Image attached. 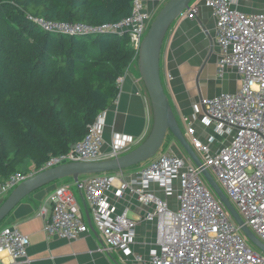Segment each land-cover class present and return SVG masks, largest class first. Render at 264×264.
Segmentation results:
<instances>
[{
	"label": "built area",
	"instance_id": "2783aa9c",
	"mask_svg": "<svg viewBox=\"0 0 264 264\" xmlns=\"http://www.w3.org/2000/svg\"><path fill=\"white\" fill-rule=\"evenodd\" d=\"M215 20L214 42L218 49L216 73L220 78L228 68L235 70L240 88L201 101L202 123L214 125L219 136L230 132L229 144L209 153L207 146L188 128L190 146L201 155L202 166L214 175L229 202L244 224L264 244V14L246 15L234 8V0H200ZM196 4L183 10L176 20H193ZM154 14L146 11L141 0H132L131 13L123 20L101 26L57 24L35 19L44 30L63 35H126L138 53ZM175 20V21H176ZM187 122V118L183 119ZM135 142L115 136L107 155L102 154V114L87 129L81 141L68 152L50 156L38 172L70 162H97L129 152ZM187 162H190L187 160ZM191 163V162H190ZM124 172L90 175L78 179L75 189L83 194L92 211L96 229L102 237L100 251L131 254L135 221L126 212L113 217L106 194L121 199L125 193L139 203L151 205L147 221H156L154 250L147 259L134 257L140 264H264V255L244 237L240 228L208 187L199 168L189 165L171 150L152 159L135 176L124 179ZM29 176L15 173L0 183V203ZM117 184V186H115ZM157 186L164 199L152 191ZM175 194L176 209L167 199ZM38 210L45 219L47 236L74 241L89 231L83 214L68 185L54 188ZM29 240L16 226L0 230V255L12 263L26 260ZM251 248L258 251L256 253Z\"/></svg>",
	"mask_w": 264,
	"mask_h": 264
},
{
	"label": "trees",
	"instance_id": "16d2710c",
	"mask_svg": "<svg viewBox=\"0 0 264 264\" xmlns=\"http://www.w3.org/2000/svg\"><path fill=\"white\" fill-rule=\"evenodd\" d=\"M131 10L132 0H0V183L81 141L138 58L126 35H63L34 20L101 26Z\"/></svg>",
	"mask_w": 264,
	"mask_h": 264
},
{
	"label": "crops",
	"instance_id": "0c3cea01",
	"mask_svg": "<svg viewBox=\"0 0 264 264\" xmlns=\"http://www.w3.org/2000/svg\"><path fill=\"white\" fill-rule=\"evenodd\" d=\"M141 1L146 11L153 13L154 17L168 2V0ZM194 4L198 7L195 18L176 20L165 35L160 54V76L170 108L178 124H182L184 134L188 128H192L194 137L207 146L209 153H214L220 147L229 144L232 132L221 137L213 124L203 125L204 109L201 101L220 94L235 93L241 83L232 68L226 69L221 78L217 76L215 20L211 11L204 7L200 0L195 2L193 0L189 6ZM234 8L246 15L264 14V0H234ZM116 86L118 87L116 99L102 113L103 155L110 152L115 136L131 138L136 143L133 149L145 140L151 128L150 104L140 79L138 59L118 78ZM184 118H187V122L183 121ZM170 139V143L173 144L174 139ZM170 150L182 159L186 157L182 156L175 146ZM187 164L191 165L190 162ZM34 169L35 165L28 160L23 161L20 167V170L28 175L35 174ZM138 170L125 171L124 179L133 178ZM71 181V178L66 179L60 185L69 186ZM57 186L59 185L35 191L3 220L0 230L16 226L21 234L27 236L29 247L26 260L12 263L6 254H1L0 264H140L134 257L147 259L154 250L157 224L155 220H146V217L152 214L153 207L139 203L129 193H125L121 199L114 198L113 192L106 194V199L114 210L113 217L126 212L127 216L135 221L129 256L118 250L110 254L100 251L102 237L95 227L92 211L82 193L77 190V193L72 192L73 187L70 190L86 224L89 225L88 233L74 241L47 236L44 231L45 219L38 215V210L47 205V198ZM151 191L158 198L164 199L163 192L156 185L151 187Z\"/></svg>",
	"mask_w": 264,
	"mask_h": 264
},
{
	"label": "water",
	"instance_id": "95a60500",
	"mask_svg": "<svg viewBox=\"0 0 264 264\" xmlns=\"http://www.w3.org/2000/svg\"><path fill=\"white\" fill-rule=\"evenodd\" d=\"M193 0H168L158 11L143 37L138 53L140 79L149 99L151 110V128L145 140L131 151L113 159L97 162H70L29 176L14 188L0 203V223L25 198L35 191L50 186L65 178L75 183L80 176L100 175L124 171L153 159L161 148L167 135L180 145L191 163L199 168L208 187L224 206L233 221L240 228L251 245L264 255V244L244 224L239 214L229 202L219 185L187 142L185 135L168 103L160 76V54L165 35L178 15L189 8ZM74 145L71 146V149Z\"/></svg>",
	"mask_w": 264,
	"mask_h": 264
},
{
	"label": "rangeland",
	"instance_id": "374dc122",
	"mask_svg": "<svg viewBox=\"0 0 264 264\" xmlns=\"http://www.w3.org/2000/svg\"><path fill=\"white\" fill-rule=\"evenodd\" d=\"M195 1H198V0H194V2H195ZM179 127L181 128L182 131H184V130H183V127H182V124L179 123ZM4 131H5L7 134H14V133H16V130H10V129H8L7 127H4ZM183 133H184V132H183ZM170 138H171V137H170L169 135L165 138V140H164V142H163L161 148L159 149V151L157 152V154H156L155 157H157L158 155H160V154H162V153H166L168 150L172 149L174 146H175L176 149L182 154V156H184V157L186 156L185 153L183 152L182 148L180 147V145H179L177 142H175V141L173 140V144L170 143V140H171ZM185 138H186L187 142H188L189 144H191V137L188 136V135H185ZM155 157H154V158H155ZM186 157H187V156H186ZM186 157L184 158V160H185V162L187 163V161H186L187 158H186ZM198 157H199V159H202L201 155H198ZM154 158H153V159H154ZM151 160H152V159H150V160L147 161V162L141 163V164H139V165H137V166H135V167H132V168L126 169V170H124L123 172H125V171L130 172V171H133V170H138V169H140V168H142V167L148 165V164L150 163ZM209 173H210L211 176L214 178L213 173H212V172H209ZM84 178H85V177H84ZM66 179H69V178L62 179V180H60V181H58V182H56V183L51 184L50 186H55V185H57V184L60 185L61 182H65ZM80 179H82V178H80ZM71 187H73V188H72V192H76V189H75V186H74V182H72V181H71V183H69V188L71 189ZM76 193H77V192H76ZM77 198L79 199L78 196H77ZM169 200H171V201H173V202H170ZM167 202H168V204L170 205V208H171V209H176L177 203H176V200H175V194H174L172 197L168 198V199H167ZM171 203H172V204H171ZM251 249H252L253 251H255L256 253H258V251L255 250L254 248H251Z\"/></svg>",
	"mask_w": 264,
	"mask_h": 264
},
{
	"label": "clouds",
	"instance_id": "9594fccd",
	"mask_svg": "<svg viewBox=\"0 0 264 264\" xmlns=\"http://www.w3.org/2000/svg\"><path fill=\"white\" fill-rule=\"evenodd\" d=\"M150 111H151V110H150ZM184 135H186V134H184ZM189 145H190V144H189ZM191 148H192V147H191ZM133 149H134V148H133ZM131 150H132V149H131ZM131 150H130V151H131ZM194 152H195V151H194ZM195 153H196V152H195ZM196 154H197V153H196ZM197 156H198V155H197ZM187 160H189V159L187 158ZM200 160H201V159H200ZM189 161H190V160H189ZM190 162H191V161H190ZM191 164H192V163H191ZM6 198H7V197H6ZM6 198H5V199H6ZM2 202H3V201H2Z\"/></svg>",
	"mask_w": 264,
	"mask_h": 264
}]
</instances>
